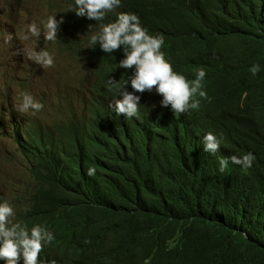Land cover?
<instances>
[{
    "label": "trees",
    "instance_id": "trees-1",
    "mask_svg": "<svg viewBox=\"0 0 264 264\" xmlns=\"http://www.w3.org/2000/svg\"><path fill=\"white\" fill-rule=\"evenodd\" d=\"M75 7L56 14L88 25ZM122 12L163 38L176 73L191 82L205 71L206 97L173 119L155 89L136 92L139 116H119L105 87L128 80L124 54L88 48L91 32L79 48L64 40L95 66L89 107L17 132L32 188L14 223L53 234L38 264H264V0H121L105 21ZM209 132L221 140L214 154L203 150ZM249 152L251 167L229 159L219 170Z\"/></svg>",
    "mask_w": 264,
    "mask_h": 264
},
{
    "label": "clouds",
    "instance_id": "clouds-1",
    "mask_svg": "<svg viewBox=\"0 0 264 264\" xmlns=\"http://www.w3.org/2000/svg\"><path fill=\"white\" fill-rule=\"evenodd\" d=\"M7 1V5L0 10V51H5L12 65H17L20 62L17 58L23 54L43 68L52 67L53 57L47 50L42 49L39 52H34L22 49V46L25 44V46L41 47L54 41L58 50L64 52L65 48H69L64 40L74 45L77 33L83 32H91L88 48L94 49L98 44L107 54H112L115 51L120 52V58L124 54L119 65L127 72L128 80L117 83L111 77L105 87L111 103L110 107L119 116L125 114L128 119L139 116L142 102L136 92H151L155 89L162 97H157L151 92L150 98H156L158 104L165 111L167 110V117L173 119L184 115L189 109L199 107V100H193V96L198 94L200 97H206L207 95L202 91L205 71L198 70L196 78L191 82L184 75L176 73L172 64L165 59L164 53L161 51L164 43L163 38L149 35L135 14L122 12L117 14L114 22L107 23L105 21L106 14L119 7L121 0H72V2L70 0H38L34 7L27 0ZM70 4L72 8L76 6L75 9L70 10L74 11L78 17L86 16L91 20L88 25L80 26L76 23L68 25L64 23L61 15L56 14L60 11L66 13ZM56 15L59 16V20L56 19ZM94 26L96 29L91 31ZM27 29L31 33L30 36L25 33ZM69 36H72V39H69ZM78 63L80 65L78 70L82 67V71L78 77L74 78L83 82L82 85H85L89 90L84 110L72 114L81 116L89 107V98L92 96V87L95 81V66L91 65L92 61L88 58L85 64ZM2 67L7 73L14 72L8 65ZM259 70V65H254L250 69L253 75H256ZM128 84L134 92L126 90ZM168 105L171 106L167 107ZM42 108L43 105L36 102L29 94H25L22 103L17 105V111L21 113L27 112L29 109L39 111ZM35 129L37 128H34L29 135ZM17 132H20L25 138H29V135L26 137L20 130H17L14 134L16 148H18L15 139ZM203 144L205 152L214 154L219 151L221 140L209 132L203 137ZM19 156L25 162L23 156L21 154ZM229 159L233 164L251 167L255 157L249 152L242 157L233 155L230 158H220L219 170L221 172L228 167ZM0 160H3V154H0ZM95 171V168L88 169V175H95ZM13 216L12 205L6 200L0 203V264H38L40 253L45 245L53 241V234L40 226L33 227L29 232L26 226H22L21 223H11L9 218ZM50 264H56V261L52 260Z\"/></svg>",
    "mask_w": 264,
    "mask_h": 264
},
{
    "label": "rangeland",
    "instance_id": "rangeland-1",
    "mask_svg": "<svg viewBox=\"0 0 264 264\" xmlns=\"http://www.w3.org/2000/svg\"><path fill=\"white\" fill-rule=\"evenodd\" d=\"M34 7L38 0H27ZM7 0H0V10L7 5ZM59 20V16L56 15ZM26 35L31 33L27 29ZM77 39H83L86 32L77 33ZM72 39V36H69ZM22 49L39 52L44 49L53 57V66L43 68L41 65L21 56L19 63L11 64L5 51H0V154L6 164H0V203L8 201L14 210V216L19 212V206L27 201L31 194L25 195L31 189V178L24 160L16 153L14 134L20 130L26 137L38 127H49L63 116L79 113L84 110L89 97V90L83 82L70 77L65 71L71 68L78 70L79 63L58 50L54 41L41 47L22 46ZM3 65H8L14 72L7 73ZM27 70V71H26ZM25 71V72H24ZM29 94L36 102L43 105L39 111L29 109L21 113L17 105L22 103L23 96Z\"/></svg>",
    "mask_w": 264,
    "mask_h": 264
},
{
    "label": "bare ground",
    "instance_id": "bare-ground-1",
    "mask_svg": "<svg viewBox=\"0 0 264 264\" xmlns=\"http://www.w3.org/2000/svg\"><path fill=\"white\" fill-rule=\"evenodd\" d=\"M88 34L84 37V40H86ZM83 41V39H77L74 43V47L75 48H79V42L81 45V42ZM65 54H67L70 57V54L72 55V58L75 61L78 62H82V64H85L87 62V58L85 56H82L80 54H76L72 51V48H65L64 52ZM82 71V67L79 68V70L75 69V68H71L66 70L65 72L70 76V77H78L79 73ZM77 112L79 113V109L77 110Z\"/></svg>",
    "mask_w": 264,
    "mask_h": 264
}]
</instances>
